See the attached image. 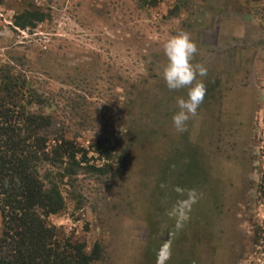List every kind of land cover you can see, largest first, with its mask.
<instances>
[{"label":"rangeland","instance_id":"rangeland-1","mask_svg":"<svg viewBox=\"0 0 264 264\" xmlns=\"http://www.w3.org/2000/svg\"><path fill=\"white\" fill-rule=\"evenodd\" d=\"M151 4L0 0V96L13 87L51 118L49 151L76 148L38 166L65 202L48 222L91 264H264V0ZM26 11L46 20L18 28ZM181 31L208 74L178 133L187 89L169 91L162 69Z\"/></svg>","mask_w":264,"mask_h":264},{"label":"trees","instance_id":"trees-1","mask_svg":"<svg viewBox=\"0 0 264 264\" xmlns=\"http://www.w3.org/2000/svg\"><path fill=\"white\" fill-rule=\"evenodd\" d=\"M156 1L146 0L150 6ZM45 20L41 12L26 11L16 17V26L26 29ZM4 92L6 96H0V264H91L99 260L98 254H87L84 246L61 240L48 222L50 216L64 211L65 202L56 186L46 188L38 166L65 157L74 160L76 148L61 138L49 151L42 134L52 127L51 118L28 113L13 87L5 86Z\"/></svg>","mask_w":264,"mask_h":264},{"label":"clouds","instance_id":"clouds-1","mask_svg":"<svg viewBox=\"0 0 264 264\" xmlns=\"http://www.w3.org/2000/svg\"><path fill=\"white\" fill-rule=\"evenodd\" d=\"M166 64L162 69V79L169 91L187 89L186 98L177 99L178 111L172 116V125L178 133L187 131L190 118L197 116L200 105L206 96V86L197 78L206 77L208 70L201 64H194L193 59L198 52L196 43L187 32H179L164 43ZM180 208L173 210L179 216ZM177 228L181 223L177 222Z\"/></svg>","mask_w":264,"mask_h":264}]
</instances>
